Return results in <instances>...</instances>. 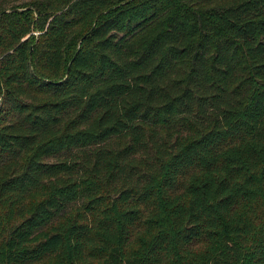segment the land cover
Returning a JSON list of instances; mask_svg holds the SVG:
<instances>
[{
    "label": "trees",
    "instance_id": "obj_1",
    "mask_svg": "<svg viewBox=\"0 0 264 264\" xmlns=\"http://www.w3.org/2000/svg\"><path fill=\"white\" fill-rule=\"evenodd\" d=\"M0 102V264H264V0H0Z\"/></svg>",
    "mask_w": 264,
    "mask_h": 264
},
{
    "label": "rangeland",
    "instance_id": "obj_2",
    "mask_svg": "<svg viewBox=\"0 0 264 264\" xmlns=\"http://www.w3.org/2000/svg\"><path fill=\"white\" fill-rule=\"evenodd\" d=\"M196 246H197V245H196ZM196 246H195V247H196ZM161 264H171V263L167 261V262H163V263H161Z\"/></svg>",
    "mask_w": 264,
    "mask_h": 264
},
{
    "label": "water",
    "instance_id": "obj_3",
    "mask_svg": "<svg viewBox=\"0 0 264 264\" xmlns=\"http://www.w3.org/2000/svg\"><path fill=\"white\" fill-rule=\"evenodd\" d=\"M0 108H1V102H0Z\"/></svg>",
    "mask_w": 264,
    "mask_h": 264
}]
</instances>
